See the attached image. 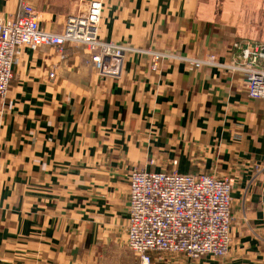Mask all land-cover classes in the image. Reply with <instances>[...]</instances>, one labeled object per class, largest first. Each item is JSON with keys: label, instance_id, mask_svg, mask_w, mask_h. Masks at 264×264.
Returning a JSON list of instances; mask_svg holds the SVG:
<instances>
[{"label": "crops", "instance_id": "0c3cea01", "mask_svg": "<svg viewBox=\"0 0 264 264\" xmlns=\"http://www.w3.org/2000/svg\"><path fill=\"white\" fill-rule=\"evenodd\" d=\"M89 1L0 0V19L29 3L60 33ZM101 1V39L127 47L120 77L83 44L17 51L0 105V264H142L126 241L135 168L233 182L229 253L151 264H264V99L230 70L237 43H264V0Z\"/></svg>", "mask_w": 264, "mask_h": 264}, {"label": "built area", "instance_id": "2783aa9c", "mask_svg": "<svg viewBox=\"0 0 264 264\" xmlns=\"http://www.w3.org/2000/svg\"><path fill=\"white\" fill-rule=\"evenodd\" d=\"M22 8L21 15L0 19V103L7 97L21 47L36 50L50 45L63 51L67 42L83 44L101 76H121L127 47L101 39V0H90L80 13L69 15L60 33L43 29L31 4L22 3ZM236 46L238 61L230 70L244 74L250 98L264 99V43L246 41ZM55 74L56 69L50 77ZM232 194L233 182L228 177L135 168L129 181L127 245L142 264H151L156 253L194 261L204 256L225 257L236 220Z\"/></svg>", "mask_w": 264, "mask_h": 264}, {"label": "rangeland", "instance_id": "374dc122", "mask_svg": "<svg viewBox=\"0 0 264 264\" xmlns=\"http://www.w3.org/2000/svg\"><path fill=\"white\" fill-rule=\"evenodd\" d=\"M92 64H93V63H92ZM10 87H11V85H10ZM10 87H9V89H10ZM5 100H6V99H5ZM5 100H4V101H5ZM4 101H3L2 103H0V105H2V104L4 103ZM136 169H137V168H136ZM138 170H140V169H138Z\"/></svg>", "mask_w": 264, "mask_h": 264}]
</instances>
